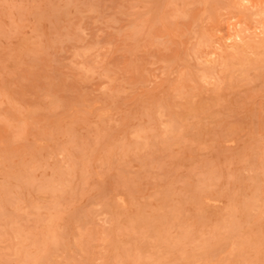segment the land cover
<instances>
[{
    "label": "rangeland",
    "instance_id": "374dc122",
    "mask_svg": "<svg viewBox=\"0 0 264 264\" xmlns=\"http://www.w3.org/2000/svg\"><path fill=\"white\" fill-rule=\"evenodd\" d=\"M0 264H264V0H0Z\"/></svg>",
    "mask_w": 264,
    "mask_h": 264
}]
</instances>
